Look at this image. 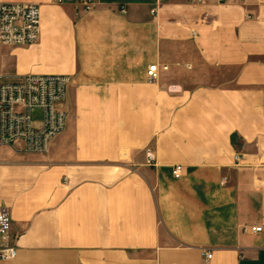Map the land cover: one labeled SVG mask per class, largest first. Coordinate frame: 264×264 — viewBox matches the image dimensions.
<instances>
[{"label": "crops", "instance_id": "crops-1", "mask_svg": "<svg viewBox=\"0 0 264 264\" xmlns=\"http://www.w3.org/2000/svg\"><path fill=\"white\" fill-rule=\"evenodd\" d=\"M2 1L40 35L0 73L72 82L46 154L0 147V264H264V0Z\"/></svg>", "mask_w": 264, "mask_h": 264}, {"label": "built area", "instance_id": "built-area-1", "mask_svg": "<svg viewBox=\"0 0 264 264\" xmlns=\"http://www.w3.org/2000/svg\"><path fill=\"white\" fill-rule=\"evenodd\" d=\"M83 12L93 9L96 0H75ZM225 2L226 0H218ZM62 5L65 0H52ZM190 4H202L205 0H188ZM154 12V11H153ZM40 35V11L36 3L3 2L0 0V48L2 46H28L36 43ZM166 70V67L163 68ZM151 83L159 79L157 66L147 70ZM67 75H23L5 78L0 73V147H10L17 152L43 155L53 139L66 127L67 112L63 105L71 85ZM40 119L33 121V114ZM148 166L156 161L150 149L145 151ZM235 160L237 157L235 156ZM181 166H175L172 175L180 178ZM9 209L0 204V260H11L17 255L15 239L10 234ZM244 233L264 231L260 226H245ZM206 259L211 253L204 254Z\"/></svg>", "mask_w": 264, "mask_h": 264}, {"label": "rangeland", "instance_id": "rangeland-1", "mask_svg": "<svg viewBox=\"0 0 264 264\" xmlns=\"http://www.w3.org/2000/svg\"><path fill=\"white\" fill-rule=\"evenodd\" d=\"M32 118H33V121H38L40 119L39 113H34L33 116H32ZM19 157H25V158H27V155H25V156H19Z\"/></svg>", "mask_w": 264, "mask_h": 264}]
</instances>
